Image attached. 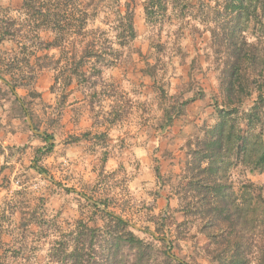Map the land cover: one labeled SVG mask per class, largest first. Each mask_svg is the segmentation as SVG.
<instances>
[{"label":"rangeland","instance_id":"rangeland-1","mask_svg":"<svg viewBox=\"0 0 264 264\" xmlns=\"http://www.w3.org/2000/svg\"><path fill=\"white\" fill-rule=\"evenodd\" d=\"M31 1L0 0V264H79L69 253L82 245V264H220L227 245L202 200L193 150L220 109L238 108L228 124L244 135L241 112L264 81V64L248 66L228 105L227 57L211 36L223 0H162L152 16L150 0ZM64 8L86 19L81 36L44 24L40 10ZM242 29L237 37L263 61L257 28ZM218 166L237 201L264 194V170L228 151ZM104 208L147 246H113L108 231L123 227ZM88 228L98 229L92 239ZM259 230L252 221L237 229Z\"/></svg>","mask_w":264,"mask_h":264},{"label":"trees","instance_id":"trees-1","mask_svg":"<svg viewBox=\"0 0 264 264\" xmlns=\"http://www.w3.org/2000/svg\"><path fill=\"white\" fill-rule=\"evenodd\" d=\"M31 2V0H24V7L28 9L33 8ZM154 3L162 7V0H150L146 7L147 16H152ZM66 10L64 8L59 9L58 12L51 13L50 9H45V11L40 10L39 12L44 17L42 18L44 24L54 22L55 25H51L50 28L56 30L60 35L64 36L68 32H71L77 36H81L83 34L82 30L85 28L84 23L86 19L83 17L75 21L72 19L73 14H69L70 12ZM214 12L218 17L216 26L218 33L217 29L211 30V36L216 46L222 48L227 57L225 61L226 67L222 71L221 86L228 97V105H232L234 104L232 97L236 93V88L243 87L241 78L248 66L252 69L256 68L259 63L264 64V60L259 61L257 48H255L254 43L250 44V46L248 45V48H246L247 42L243 38L239 40L237 37V33L242 32V30L244 31L242 28L251 23L252 28H257L259 32L258 39L264 40V0H223L222 12L218 9ZM65 21L70 22L72 29L64 27L66 26L64 25ZM77 22H79V25ZM48 46L50 44L46 45V47ZM262 72L263 70L259 74H263ZM253 84L257 91L256 99L251 106H248L246 110L241 112L242 118L248 124L245 134L235 133L233 127L228 124V115L230 113H238V108L220 109L219 121L207 130L206 136L197 144L192 155L193 163L191 167L194 170L200 171V177L198 176L197 180L198 182H203V185H201V187L203 186V190H201L202 200L205 201L208 214L215 218L213 221L214 226L218 230L221 241L227 245L223 255L216 254L218 255L217 258L220 264H264V230L263 233L259 230V234L252 235L251 237H245L237 231L239 226L243 227L248 221H252L253 227L257 229L264 226V194H254L249 198L244 197L242 202L237 201L238 197L227 191L228 189L232 190V185L227 184L220 178L222 174L220 170L222 169L218 166V162L223 160L224 151H228L229 154L233 152L242 163L264 170L263 132L261 130L259 132L256 131L257 126L261 124L259 110L264 105L262 94L264 81L263 83H257L256 80ZM10 89L15 94L14 87L12 86ZM43 137L46 140L52 138L48 134H45ZM50 148L51 145H48L47 149ZM204 160H207L206 164H204ZM40 172L44 173L45 170L42 169ZM208 190L212 194V199L206 195ZM259 190H262V187H259ZM250 200H252L254 205L251 207V215H249L250 210L248 208L251 203ZM261 207L262 210L258 213L257 210ZM99 211L110 223L113 222L115 225L123 227L122 231L119 232L108 231L110 242H112L113 246L118 245L121 240L125 246H130L138 251L143 246H147L143 238H140L129 229L131 225L127 220L106 210V208L99 209ZM228 227H230L232 233L226 231L225 228ZM87 230L92 239L98 229L88 228ZM154 238L158 240L163 239L157 236H154ZM84 248L85 246L83 245L75 247L74 252H70L69 256L74 255L75 259L78 258L80 260L78 263L82 264L81 259L83 255L81 252H83ZM108 252V257H110L112 255L110 254L112 253L110 248H108ZM111 264L114 263L112 262Z\"/></svg>","mask_w":264,"mask_h":264},{"label":"water","instance_id":"water-1","mask_svg":"<svg viewBox=\"0 0 264 264\" xmlns=\"http://www.w3.org/2000/svg\"><path fill=\"white\" fill-rule=\"evenodd\" d=\"M28 121L30 122L29 119H28ZM31 130H32L34 133H36V134H39V135H42V136L45 135L43 132L35 130V129L33 128L32 125H31ZM49 142H51V140H49ZM44 174H45V173H44ZM96 204H97V205H100V204H98V203H96ZM169 248H170V246H169Z\"/></svg>","mask_w":264,"mask_h":264}]
</instances>
